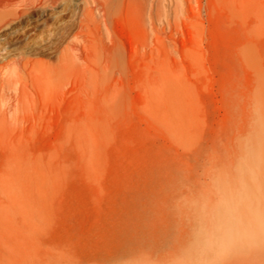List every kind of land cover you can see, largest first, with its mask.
Segmentation results:
<instances>
[{
    "label": "rangeland",
    "instance_id": "1",
    "mask_svg": "<svg viewBox=\"0 0 264 264\" xmlns=\"http://www.w3.org/2000/svg\"><path fill=\"white\" fill-rule=\"evenodd\" d=\"M258 132L264 0H0V264H180Z\"/></svg>",
    "mask_w": 264,
    "mask_h": 264
},
{
    "label": "clouds",
    "instance_id": "2",
    "mask_svg": "<svg viewBox=\"0 0 264 264\" xmlns=\"http://www.w3.org/2000/svg\"><path fill=\"white\" fill-rule=\"evenodd\" d=\"M194 225L180 264H228L238 253L264 250V136L241 139L227 172L193 201Z\"/></svg>",
    "mask_w": 264,
    "mask_h": 264
},
{
    "label": "bare ground",
    "instance_id": "3",
    "mask_svg": "<svg viewBox=\"0 0 264 264\" xmlns=\"http://www.w3.org/2000/svg\"><path fill=\"white\" fill-rule=\"evenodd\" d=\"M261 251H264V250H260V251H254V252H251V253H238L236 256L234 255L233 257H230L229 258V260H228V262L231 264L232 262L233 263H235V261H233L234 260V257L236 258L237 256H239V258L242 260V258H245V257H243L242 255H250V257H251V255H252V257H254L253 255H255L257 252H261ZM264 254V253H263ZM258 255V254H257ZM241 256H242V258H241ZM251 257V258H252ZM259 257V256H258ZM247 259H249V258H247ZM237 260V259H236ZM251 260V259H250ZM246 261V260H245ZM245 261H243V262H245ZM249 261V260H248ZM237 262H239V259H238V261ZM232 263V264H233ZM240 264H242V263H240Z\"/></svg>",
    "mask_w": 264,
    "mask_h": 264
}]
</instances>
